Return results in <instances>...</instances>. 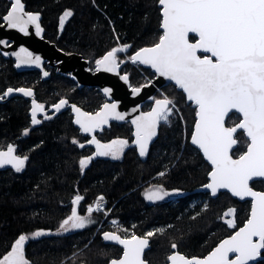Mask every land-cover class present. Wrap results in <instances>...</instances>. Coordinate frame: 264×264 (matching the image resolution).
<instances>
[{
    "label": "trees",
    "instance_id": "16d2710c",
    "mask_svg": "<svg viewBox=\"0 0 264 264\" xmlns=\"http://www.w3.org/2000/svg\"><path fill=\"white\" fill-rule=\"evenodd\" d=\"M22 1L27 11L41 14L45 39L91 64L119 44L129 45L127 52L118 53L119 59L125 61L121 71L128 75L132 87L147 84L141 73L151 71L137 69L125 56L159 41L158 0H95V4L92 0ZM10 2L0 0V18ZM66 10L73 15L60 30L59 20ZM191 40H195L193 36ZM14 63L12 58L0 55V95L9 88H31L37 101L46 107L64 99L88 112L96 111L105 101L98 88H78L68 74H58L54 68L46 66L50 77L42 80L36 71L17 72ZM160 92L171 98L178 109L168 123L159 124L147 158L141 160L130 145L121 160L93 159L83 172L79 161L89 157L92 149L77 145L87 138L72 125L69 110L51 116L47 123L22 137L30 119L29 100L16 96L0 103V146L16 141L17 154L28 156L21 172L0 171V258L20 235L40 230L48 234L29 238L25 243V257L30 264H109L119 258L122 249L106 243L104 233L131 237L163 229L162 234L156 232L149 238L150 249L144 259L150 264H167L173 251L187 257L204 256L248 219L249 201L240 202L226 192L215 198L193 192L207 182L210 171L199 151L189 143L196 110L174 86L167 85ZM150 105L146 103L143 110ZM238 121L239 116L231 113L226 125L233 127ZM235 137L238 143L232 155L237 157L245 151L247 138L242 131ZM97 138L103 143L119 138L131 142L132 128L128 123H113ZM73 139L78 143L73 144ZM161 172L165 174L159 175ZM150 187L180 194L173 200L149 202L145 193ZM251 187L264 191V181H254ZM77 195L84 197L79 205L81 213L100 196L104 197L103 211L94 224L82 230L56 234L70 213L71 198ZM227 207L235 209L236 227L232 229L223 222Z\"/></svg>",
    "mask_w": 264,
    "mask_h": 264
},
{
    "label": "snow or ice",
    "instance_id": "6c2138e0",
    "mask_svg": "<svg viewBox=\"0 0 264 264\" xmlns=\"http://www.w3.org/2000/svg\"><path fill=\"white\" fill-rule=\"evenodd\" d=\"M95 4V0H92ZM162 8L161 28L163 34L159 42L152 47H145L129 57L132 64L146 65L160 77L174 82L175 86L186 94L188 101L195 105V130L191 134V143L196 146L204 158L212 166L209 174L210 182L204 187L216 196L219 190H227L240 200L250 198L251 211L246 224L224 240L206 258H185L176 253L168 256L171 264H250L260 261L264 264V192L254 191L250 186L253 178H264V0H158ZM9 9L2 16L6 26L24 35H29V25L35 27V33L43 32L40 15L25 11L22 0H11ZM73 15L66 10L60 17L59 26L63 29L65 21ZM189 34H195L198 39L190 42ZM6 44V41H0ZM129 45L114 47L101 59H97L96 71L118 74L120 63L117 54L127 52ZM204 53L203 57L197 53ZM17 67L22 64H35L40 67L41 59L35 58L26 49L21 48L16 53ZM214 58V59H213ZM48 75L47 72L44 73ZM125 83L128 76L120 77ZM148 85H145L147 87ZM9 88L0 96V100L13 93ZM15 91L26 97H32L31 89L20 88ZM110 89H104L105 95ZM140 88H132L134 94H139ZM68 101L61 99L54 105L56 112L67 105ZM76 113L75 123L83 133L92 135L101 129L109 120H124L116 104H104L103 109L95 115L82 112L72 105ZM175 105L171 99L164 97L155 101V107L147 113H142L131 123L135 125V145L139 155L148 154L149 144L157 135L158 125L169 122ZM44 112V105L32 100L31 121L33 125L41 123L37 113ZM237 113L241 119L233 127H226L225 120L230 113ZM52 117L45 114L44 119ZM242 130L247 137V149L234 159L230 154L237 145L235 134ZM24 135H28L25 130ZM73 144L78 141L73 139ZM95 145V155L79 161L81 171L97 156L111 157L119 160L123 156L128 141L116 139L107 144L100 143L95 135L88 141ZM84 148L83 143H79ZM15 147L8 146L6 151H0V168L11 166L15 172H21L28 156L15 155ZM161 172L159 175L163 176ZM171 193L161 189L149 190L145 199L156 202L163 200ZM84 197L77 195L72 201L74 205L71 215L60 224L56 234L72 230L84 229L94 221L90 220L93 212L103 211L100 196L95 207L89 206L88 216L77 212ZM235 209L224 213L226 217H234ZM229 228H235L234 219H225ZM117 225L116 221H112ZM163 229L149 231L144 237L132 235L122 238L115 233L103 234L105 241H112L122 246V256L112 259L109 264H147L143 258L149 247V238ZM43 231L33 234V239L46 235ZM257 238V239H254ZM29 239L20 235L11 246V250L0 258V264H30L25 257V243ZM177 246L172 245L175 249ZM229 254L235 258L229 260Z\"/></svg>",
    "mask_w": 264,
    "mask_h": 264
},
{
    "label": "water",
    "instance_id": "95a60500",
    "mask_svg": "<svg viewBox=\"0 0 264 264\" xmlns=\"http://www.w3.org/2000/svg\"><path fill=\"white\" fill-rule=\"evenodd\" d=\"M158 7L160 8V16H161V22H162V8L159 5V3H158ZM8 10H10V9L8 8ZM25 11L28 12V13H33V14H37L38 13V12H29V11L26 10V8H25ZM161 22H160L159 29H160L161 35H162L163 34V29L161 28ZM39 23L41 25V16H40ZM41 28L43 29L42 25H41ZM28 30H29V35H24L23 33L15 30V29L8 28L6 26V22H4L1 19V22H0V41H6L7 43L6 44L0 43V55L2 57H4V58L11 57L14 61H16V65H17L18 61H17V58H16V55L15 54L16 53H19L21 48H24V49H26L28 52H30L32 54V57L33 58H35L36 56H39L40 59H41V64H40V67H36L35 64H22L19 68L17 67L19 70H22V71H38L41 74V78L43 80H45V79L49 78V73L44 69V62H46L49 67L55 68L56 73L63 74V75L64 74H69L70 75V78L77 84V87H82L85 84V85L91 86L93 88H98L99 92L105 97V102L99 107V109H97L94 112L85 111L83 108H81L80 106H78L75 103H68L67 105L63 106L60 109L59 112H56V110L54 108V105L58 104L59 103V101H58L57 103H55L54 105H52V106H50L48 108H45L44 107V112L43 113L38 112L37 113V119H39V117L44 116L45 114H52V116L55 117V116L61 114L62 112L66 111V110H69L70 113H71V115H72V123H73L74 127L79 130V133L82 136L89 137V140L92 138V135H95V137L97 139V133H100L104 129H107L113 123H116V124L128 123L131 126V128H132L131 147L135 148L136 153H137V156L141 160H145L147 158L148 154H149L151 145L157 139L158 131H159V125H158V128H157V135L152 139V141L149 144V150H148L147 156L141 157L139 155V150H138V148L135 145V135H134V133H135V125H133L131 123V121L133 119L137 118L138 116H140L142 113H147V112L151 111L152 108L155 107V101L157 99H154V96H155V93L159 89H161V88H163V87H165L167 85H172V86L175 87L176 90L181 91L182 93H183V91L181 89L177 88L175 86L174 82L168 81L164 77H160L158 74H156L154 72L153 69H151L150 67H148L146 65H141V64H139V65L143 69H149L151 71V73L154 74V79H153L152 82L147 83V84H144V85H142L140 87H132L130 85L129 78H128V82L127 83H125L120 78L123 75H127L126 73H123L121 71L123 65L125 64V61L124 62L123 61L122 62H119L120 63V67L117 70L118 71V74H114V73H110V72H103V71L97 72L96 71V63H95L94 69L91 70V69H88V65H87L88 62L84 61V59L82 58L81 55H78L77 53L66 54L63 51L60 52V51L56 50V45L54 43L50 42V41H47L44 38V36H43L44 31L41 33L40 36H37L36 33H35V27L33 25H29V29ZM192 36L194 37L195 34H189L190 42H195V40L198 39V37H195V40H191V37ZM143 48H145V47H143ZM135 52L132 55H134ZM197 54L200 55V56H202V57L204 55H210V54H204V53H200V52H198ZM45 72L48 73L47 76L44 75ZM145 85H148V86L145 87ZM20 88H24V87H19V88H16V89L11 88V89L14 90L13 93L11 95H9V96L4 97L3 100H0V103H3L5 101H7L8 99H10L12 97H16V96H20V97H22L24 99H27L30 102L29 115H30V118H31L32 100L34 99L37 103H39V102L37 101V99H36V97L34 95V91L32 89L31 90L33 91V96L32 97H26L22 93H20L18 91H15V90L20 89ZM132 88H140L141 91H140L139 94H134L132 92ZM24 89H28V88H24ZM104 89H110L111 91H110V93L108 95H105ZM3 94H2V96H3ZM183 95L185 97L186 103L187 104H191L195 108V105L192 102H190V101L187 100L186 94L183 93ZM106 103H108V104H113V103L116 104L117 105V109L116 110L119 113H121L122 115H124L125 119L122 120V121L121 120H109V122L107 124L103 125L101 129H97L92 135L83 133L80 130L79 125H77L75 123L76 113L73 112L71 106L72 105H75L82 112H85V113H87L89 115H95L96 113L100 112L103 109V106ZM146 103H150L151 104L150 105V108L148 110H143V106ZM195 110H196V108H195ZM235 114L239 116V114H237V113H235ZM227 118L228 117H226V120H227ZM196 119L197 118H196V115H195V121H194V124H193L192 132L195 130V122H196ZM240 119H241V117H239V120ZM226 120H225V126L228 127L226 125ZM238 131H242V130H238ZM192 132H191V134H192ZM235 136H236V134H235ZM100 143L103 144V142H101V141H100ZM189 143H190V145L192 147H194L195 149H197L199 151V153L203 157L204 161L210 167V171L207 174V182L204 183V184H202V185H200V186H198L197 188H195L193 190V192L194 193H207L211 198L217 197L220 192H226L231 197H233L234 199H236V200H238L240 202L249 201L250 202L249 215H248V219H249V217H250V211H251V200H250V198H246L245 200H240L238 197L232 196L231 193H229L227 190H223V189L222 190H219V192H218V194L216 196H212L211 193H210V190L204 187L207 183L210 182L209 174H210V172L212 170V166L204 158L203 153L198 148H196L195 145H193L191 143V136H190ZM86 145L88 147H93L94 148L93 153L90 155V156H94L95 155V151H96L95 145L89 144L88 142L86 143ZM235 148H236V146H234L233 150ZM246 149H247V147H246ZM246 149H245V151H246ZM0 151H6V150H0ZM243 153H241V154H243ZM230 154L232 155V152ZM15 155H17V154L15 153ZM239 156L238 157H234L232 155V157L234 159H238ZM20 157H23V156H20ZM98 158L109 159V157H103V156H97L94 159H98ZM5 169H13V168L9 165V166H5L4 168H0V171L1 170H5ZM257 180L264 181V178H253V180L250 181V186H251V183L252 182L257 181ZM253 190L254 191H260V190L254 189V188H253ZM260 192H264V191H260ZM74 199H75V197H74ZM73 206H72V208H73ZM78 206L79 205H76L75 207L78 209ZM230 209H234V208H230ZM225 219H234L235 220V215H234V217H226ZM225 219L223 220V222L225 221ZM247 220L240 227H238L234 232H232L229 236H226V237L222 238L207 254H205L202 257H198V256L187 257V256H185L184 254H182V253H180L178 251H173L170 255L179 253V254L183 255L185 258H188V259H191V258L204 259L212 251H214L215 248H217L224 240L230 239L232 235H235V233L237 231H239V229L242 228L246 224ZM224 224L227 226L228 229H232V228H229L228 225L225 222H224ZM235 224H236V222H235ZM136 236H138V237H144V236H139V235H136ZM122 238H126V237H122ZM254 239H257V238H254ZM105 242L108 243V244H111V245L118 246V247H120L122 249V246H120L118 244H115L112 241H105ZM149 249H150V245L145 250V253ZM122 251H123V249H122ZM145 253H144V256H145ZM263 254H264V250H262V258H263ZM121 256H122V253L119 256V258ZM119 258H115V259H119ZM234 258H235V254H229V260H232ZM257 262H250V264H255ZM147 264H150V263L147 262ZM167 264H171V262L168 260V263Z\"/></svg>",
    "mask_w": 264,
    "mask_h": 264
},
{
    "label": "rangeland",
    "instance_id": "374dc122",
    "mask_svg": "<svg viewBox=\"0 0 264 264\" xmlns=\"http://www.w3.org/2000/svg\"><path fill=\"white\" fill-rule=\"evenodd\" d=\"M118 47H121V45L119 44L118 45ZM121 54V53H120ZM123 54V53H122ZM120 56L121 55H118L117 54V57H118V60L119 61H121L119 58H120ZM129 57L130 56H125V60L127 61V62H129L131 65H133L131 62H130V59H129ZM134 66V65H133ZM93 67H95V65L94 64H91V61H89V68L91 69V68H93ZM138 69V68H137ZM145 74L146 75H143L142 73H141V75H142V78H143V80H144V83H150V80H146V77L147 78H151V80L154 78V76L151 74V73H147V72H145ZM140 86H142V85H140ZM140 86H133V87H140ZM164 97H168L164 92H160V90L159 91H157L156 92V94H155V96H154V98L155 99H163ZM169 98V97H168ZM169 99H171V98H169ZM105 100V99H104ZM172 100V99H171ZM173 101V100H172ZM173 103H174V105H175V108L173 109V112L174 111H176L178 108H177V105L175 104V102L173 101ZM50 107V106H49ZM173 115V114H172ZM182 116V115H181ZM171 117V116H170ZM170 117H169V119H170ZM184 130H185V126H184ZM80 139V138H79ZM120 139V138H119ZM75 140H77V139H75ZM114 140V139H113ZM112 140V141H113ZM116 140V139H115ZM124 140H127V139H124ZM128 141V140H127ZM132 141V140H131ZM84 142V141H83ZM111 142V141H110ZM109 142V143H110ZM82 143V142H81ZM77 145H79V144H77ZM128 145L130 146L131 145V142H129L128 141ZM4 148H6V147H4L2 144H1V146H0V149H3V150H5ZM125 151L126 150H124V153H125ZM124 153H123V155H124ZM123 157V156H122ZM122 157H121V159H122ZM109 159H111V157H109ZM121 159H119V160H121ZM111 160H113V159H111ZM156 189H161L162 191H164V192H168V193H171L170 195H168V196H166L163 200H173V199H175L179 194H180V192H176V191H166V190H164V189H162L161 187L159 188V187H150V188H148L147 189V191H146V193L149 191V190H156ZM74 197V196H73ZM72 197V198H73ZM72 198H71V201L70 202H72ZM149 201V200H148ZM159 201H161V200H159ZM149 202H152V201H149ZM95 204L96 203H93V204H90L89 206H92V207H95ZM73 205V204H72ZM80 205V204H79ZM88 206V207H89ZM88 207H86V211H85V213H81L80 212V209H79V206H78V210H77V212H78V214L79 215H81V216H85V217H87L88 216V213H87V209H88ZM229 207H227V209H228ZM226 209V210H227ZM71 210H72V206H71V209H70V213H69V215L68 216H70V214H71ZM101 214V211L100 212H93L92 213V215H91V217H89V219L90 220H92V221H94V223L97 221V219H98V217L97 216H99ZM224 219V218H223ZM94 223H90V224H88V226H90V225H92V224H94ZM59 230H60V228H59ZM58 230V231H59ZM79 230H82V229H79ZM79 230H72V231H69V232H76V231H79ZM40 231V230H39ZM37 232V231H36ZM35 233V232H34ZM33 233V234H34ZM46 233V232H45ZM66 233H68V232H66ZM66 233H62V234H66ZM33 234L32 235H29L28 237L29 238H32L33 237ZM44 236V235H43ZM145 236V235H144ZM40 237H42V236H40ZM122 237H126V238H129V236H122ZM38 238V237H37ZM11 250V249H10ZM171 254V253H170ZM169 254V255H170ZM167 263H168V258H167Z\"/></svg>",
    "mask_w": 264,
    "mask_h": 264
},
{
    "label": "flooded vegetation",
    "instance_id": "af4514ba",
    "mask_svg": "<svg viewBox=\"0 0 264 264\" xmlns=\"http://www.w3.org/2000/svg\"><path fill=\"white\" fill-rule=\"evenodd\" d=\"M118 62H122V61H119L118 60ZM124 62V61H123ZM89 63V62H88ZM45 66V69H46V71L49 73V77H50V69L52 68H50V69H48L47 70V68H46V66H48L47 64L46 65H44ZM124 66V65H123ZM88 68H89V65H88ZM123 68V67H122ZM53 69V68H52ZM55 69V68H54ZM90 69V68H89ZM92 69H94V67L93 68H91V70ZM41 76V75H40ZM67 76H69V75H67ZM70 77V76H69ZM49 79V78H48ZM104 99H105V97H104ZM105 102V101H104ZM103 102V103H104ZM40 103V102H39ZM102 103V104H103ZM40 104H42V103H40ZM44 105V104H43ZM54 105V104H53ZM52 106V105H51ZM29 108H28V114H29V109H30V102H29V106H28ZM44 107L45 108H48V107H46L45 105H44ZM67 111V110H66ZM65 112V111H64ZM70 112V111H69ZM71 114V113H70ZM47 115H49V116H52V114H47ZM29 118H30V115H29ZM39 120L41 121V123H39V124H37V125H33L32 124V121H31V118L29 119V124H28V127L27 128H25L24 130H23V133H22V137H26L27 135H24V132H25V130H27L28 131V134H29V132L31 131V130H33L34 128H37V127H39L42 123H47L48 121H49V119H44V116H42V117H39ZM71 122H72V119H71ZM72 125H73V123H72ZM74 126V125H73ZM77 129V128H76ZM79 131V130H78ZM87 139L86 140H84V142H83V144L84 145H86V143L89 141V137H86ZM103 144H106V143H103ZM14 146L15 147V149H16V151H15V153L17 154V153H20L19 152V150H18V148H17V144H16V141H7L6 142V145L4 146V147H6V148H4L5 150H7V148H8V146ZM91 149H92V151H91V154L93 153V151H94V148L93 147H91ZM0 150H3V149H0ZM17 155H19V154H17ZM19 156H21V155H19ZM93 161V160H92ZM91 163V162H90ZM72 211V210H71Z\"/></svg>",
    "mask_w": 264,
    "mask_h": 264
},
{
    "label": "bare ground",
    "instance_id": "6f19581e",
    "mask_svg": "<svg viewBox=\"0 0 264 264\" xmlns=\"http://www.w3.org/2000/svg\"><path fill=\"white\" fill-rule=\"evenodd\" d=\"M29 12H33V11H29ZM38 14H40V13H38ZM40 16H41V14H40ZM62 16V15H61ZM41 19H42V17H41ZM66 22V21H65ZM59 28H60V26H59ZM60 30H62V29H60ZM44 31V30H43ZM43 36H44V33H43ZM47 40V39H46ZM47 41H49V40H47ZM53 43V42H52ZM56 50H58V51H60V52H62V50H60L59 48H57V46H56ZM66 54H71V53H66ZM8 58V57H7ZM11 58V57H10ZM83 58V57H82ZM84 59V58H83ZM84 61H86V62H88L86 59H84ZM15 63H14V68H15V70L17 71V72H26V71H22V70H19L18 68H17V66H16V61H14ZM45 64H47L46 62H44V65ZM87 65H89V63H87ZM44 69H45V66H44ZM89 69V68H88ZM46 70V69H45ZM36 72H38V71H36ZM40 73V72H39ZM41 75V74H40ZM69 75V74H68ZM70 76V75H69ZM42 79V78H41ZM48 79V78H47ZM47 79H45V80H47ZM43 80V79H42ZM82 87H91V86H88V85H83ZM82 87H78V88H82ZM25 88V87H24ZM28 89H31V88H28ZM33 90V89H32ZM7 91V90H6ZM34 91V90H33ZM0 96H2V95H0ZM5 170H11V169H5ZM2 171V170H1ZM230 209V208H229ZM228 210V209H227ZM225 218H226V216H225Z\"/></svg>",
    "mask_w": 264,
    "mask_h": 264
},
{
    "label": "built area",
    "instance_id": "2783aa9c",
    "mask_svg": "<svg viewBox=\"0 0 264 264\" xmlns=\"http://www.w3.org/2000/svg\"><path fill=\"white\" fill-rule=\"evenodd\" d=\"M146 80H150V82H152L151 78L149 79V78L146 77ZM158 91H159V90H158Z\"/></svg>",
    "mask_w": 264,
    "mask_h": 264
}]
</instances>
